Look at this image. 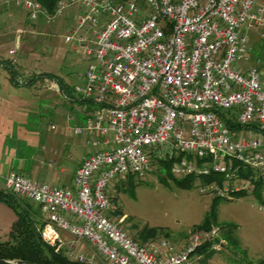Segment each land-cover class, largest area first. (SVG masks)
Listing matches in <instances>:
<instances>
[{"label": "built area", "instance_id": "obj_1", "mask_svg": "<svg viewBox=\"0 0 264 264\" xmlns=\"http://www.w3.org/2000/svg\"><path fill=\"white\" fill-rule=\"evenodd\" d=\"M4 7L44 24L73 16L66 42L88 62L74 92L93 109L69 130L98 150L75 170L73 189L14 171L3 178L7 191L38 204L42 238L55 252L79 264H192L219 227L178 249L169 239L139 244L110 217L111 184L146 177L153 156H181L171 174L196 177L201 194L228 200L261 185L264 198V0H57L53 10L40 0H0ZM244 129L257 137H242ZM213 175L223 182L203 181ZM81 241L91 254L76 249Z\"/></svg>", "mask_w": 264, "mask_h": 264}, {"label": "rangeland", "instance_id": "obj_2", "mask_svg": "<svg viewBox=\"0 0 264 264\" xmlns=\"http://www.w3.org/2000/svg\"><path fill=\"white\" fill-rule=\"evenodd\" d=\"M11 8H14L12 9L14 11L7 13ZM0 9L8 10L0 13L4 14L0 15V58L11 60L21 77L45 73L57 76L72 88L85 84L88 62L83 57V51L74 48L75 43L66 42V37L74 25L73 20L70 24H67L65 19H61L52 24L41 25L39 21H28L27 13L21 7ZM18 40L19 48L17 47ZM13 49H16L15 54L10 53ZM241 65L248 67L244 62H241ZM261 71L264 84V65L261 66ZM8 73L9 69L6 65L3 69L0 68V83L3 80L2 76ZM49 85L48 82L44 85L39 82L24 89L28 92L24 98L27 105L25 111H29L27 108L32 111V121L42 123L43 130L50 127L51 122L58 125L61 120L55 114L60 113L65 117L66 113H70L69 108L72 106V103L69 104L61 93L49 89ZM44 106H47L46 110ZM52 107L55 112L53 109L49 110ZM22 122L26 123V130L29 132L30 118L24 117ZM1 126L0 174L6 172L5 165L1 163L4 158L2 153H5L6 149L8 151L13 149L17 151L18 156H25L31 148L34 153L41 155L43 143L40 142L36 149L32 145L30 148L27 147V143L30 142L25 141L28 135L24 133L26 130L18 129L20 127L18 122H12L5 127ZM188 132L189 125L186 137H188ZM257 135L255 131L250 132L246 129L241 133L244 138H255ZM54 148L53 146L52 150ZM55 149L57 150V147ZM14 151L7 153V156H13ZM75 162H71V167ZM50 170L49 168L41 169L40 182L47 179V182L54 185L53 181L57 176H53V173L58 170ZM164 173L158 164H154L144 179L134 177V185L124 182L121 185L117 184L119 187H110L108 195L113 199L115 206L112 217L139 244L167 238L176 246L182 247L193 234L208 230H198V227L203 223L206 215L212 211L214 197L201 194L198 182L191 188H182L170 179L162 181ZM61 176L60 174L59 177ZM262 193L263 188L260 185L248 195H234L218 203L215 208L216 217L212 220L214 226L209 229L234 225L237 228L236 237L240 245L234 249L220 235L215 241L207 244L209 252L216 251V253L212 257L194 254L192 264H264V198ZM13 194L27 199L16 193ZM116 212L119 214L116 215ZM214 243L216 247H213Z\"/></svg>", "mask_w": 264, "mask_h": 264}, {"label": "crops", "instance_id": "obj_3", "mask_svg": "<svg viewBox=\"0 0 264 264\" xmlns=\"http://www.w3.org/2000/svg\"><path fill=\"white\" fill-rule=\"evenodd\" d=\"M12 9L14 8H11V10L7 13L14 11ZM6 10L7 9H0V13L1 11ZM7 13L5 12L6 16ZM72 17L69 16L67 19H65L67 24H70V22H72ZM40 24L44 25V23L42 22H40ZM19 43L20 42L18 40V48L20 47ZM4 61L11 60H5L4 58H0L1 69L5 67ZM2 78L3 80L0 83V125H2L1 127L8 126L12 122H18L20 126L18 127V129L22 128L26 130V123H23L22 120L24 119V117L28 116L31 120V124H29L30 130L29 132L27 130L24 132L27 133L25 135H28V138L25 141H30L27 143V147L30 148V146L32 145V147L36 149L38 148V145L41 142L43 143V149L41 150V155H38L34 153L30 148L28 149L27 154L25 156H18L17 151H14L13 149L11 150L14 151V155L7 156V153H11L12 151H8L6 149L4 151L6 154L2 153V156L4 158H2L1 160V163L5 165L6 172L0 174V189L4 188V176H6L12 171L29 177L34 181L37 180L38 182H40L39 176L41 175V169L49 168L51 169L50 171L58 170L57 172L53 173V176H57L56 179H54L55 181L52 180L54 182V185L47 182V179L41 182L50 184L52 186L72 190L74 187L73 176L75 170L89 155L94 154L98 149L94 146H90L87 144V138L85 135L75 136L74 134H72L69 130V126L82 125L85 122L88 113L92 111V106L84 102H72L67 99L64 93L60 90L59 83L56 80L40 79L39 81L37 80L30 86H16L11 82L9 73L8 75L2 76ZM39 82L43 85L44 83L48 82L50 84L48 86L49 89L56 90V93H61L64 99L67 100L69 104L72 103V106L69 108V110L71 111L70 113H66L65 117L60 115V113L55 114L56 117L61 120L58 125L51 122L49 125L50 127H47V129L45 128L44 130V125L42 123L32 121V111L29 108H27L29 111H25L27 105L25 102L26 100L24 98L26 96V93L28 92H26L24 89L30 88L31 86H33L34 84L36 85ZM57 88H59V90ZM74 88L75 87H73L72 89ZM78 105H80V107ZM44 107V109L46 110L47 106ZM50 109H53V111L55 112V109L53 107L49 108V110ZM70 117L72 118V120L69 121ZM53 146L55 148L57 147V150L55 148L52 150ZM73 161L76 162L71 167V162ZM60 174L62 175L61 177H59ZM46 175L47 174H45V176ZM48 175H50V173ZM121 180L123 181V179H118L114 181L110 187L118 186L117 184L121 185ZM32 205L34 208L40 209L38 204L32 202ZM15 219L16 214L14 210L6 204L0 203V241H6L9 238V232ZM61 235L66 242L72 241V237L68 233L61 232ZM183 247L184 245L182 247L177 246L178 249H181ZM76 249L80 252L91 254L93 247L88 242L81 241L77 242Z\"/></svg>", "mask_w": 264, "mask_h": 264}, {"label": "trees", "instance_id": "obj_4", "mask_svg": "<svg viewBox=\"0 0 264 264\" xmlns=\"http://www.w3.org/2000/svg\"><path fill=\"white\" fill-rule=\"evenodd\" d=\"M44 7L48 10H53L57 0H40ZM5 65L9 69L10 80L16 86H30L34 82L40 79H51L56 80L59 83L60 90L64 95L72 102H84V100L78 98L74 92V89L69 87L65 82L60 80L57 76L53 74H40V75H30V77H24L25 83L19 84L18 71L15 69V64L12 61H4ZM264 65V61L262 63ZM261 65V66H262ZM227 125L231 129L240 130L242 127L238 125L233 120L226 119ZM253 128H255L253 126ZM189 157V156H188ZM181 156H176L172 159L160 158L159 156H153L152 166L158 164L163 170L164 176L162 175V181L166 179L172 180L175 184L182 188H191L196 183L197 179L193 176H187L178 178L171 174V166L174 161L179 160ZM151 166V168H152ZM150 172V171H149ZM246 176V174H243ZM135 175H128L124 182H130L131 185L134 181ZM145 178V177H144ZM139 178V179H144ZM205 182L219 181L223 182V177L221 175H213L209 178L203 179ZM259 186V185H258ZM119 187V185H118ZM256 190V189H255ZM254 190V191H255ZM236 195L243 196L248 195V192L237 193ZM113 202V199H111ZM222 199L214 198L213 209L205 217L203 223L198 227V230L209 229L213 225V219L216 217V207ZM0 203H4L12 208L16 214V219L12 224L9 232V238L6 241H0V259L9 261H24L28 264H79L69 260L64 253L55 252V250L44 242L41 231L45 226L46 222L44 216L40 209H36L32 205V201L29 199L21 198L5 188L0 189ZM119 212H116L118 215ZM113 214H111V219H113ZM115 221V220H114ZM116 222V221H115ZM236 227L234 225H227L220 227V235L223 240H225L228 245L232 248H238L240 241L236 237ZM145 236V235H144ZM167 239V238H166ZM208 244V243H207ZM205 244L197 250L200 255H205V257H212L216 251H210L207 249L208 245ZM218 252V251H217Z\"/></svg>", "mask_w": 264, "mask_h": 264}, {"label": "water", "instance_id": "obj_5", "mask_svg": "<svg viewBox=\"0 0 264 264\" xmlns=\"http://www.w3.org/2000/svg\"><path fill=\"white\" fill-rule=\"evenodd\" d=\"M0 264H28V263L24 261H9V260L0 259Z\"/></svg>", "mask_w": 264, "mask_h": 264}]
</instances>
